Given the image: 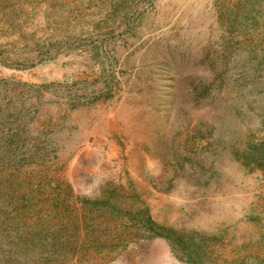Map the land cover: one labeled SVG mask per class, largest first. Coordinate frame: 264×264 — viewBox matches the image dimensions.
<instances>
[{"label": "rangeland", "instance_id": "374dc122", "mask_svg": "<svg viewBox=\"0 0 264 264\" xmlns=\"http://www.w3.org/2000/svg\"><path fill=\"white\" fill-rule=\"evenodd\" d=\"M0 264H264V0H0Z\"/></svg>", "mask_w": 264, "mask_h": 264}, {"label": "trees", "instance_id": "16d2710c", "mask_svg": "<svg viewBox=\"0 0 264 264\" xmlns=\"http://www.w3.org/2000/svg\"><path fill=\"white\" fill-rule=\"evenodd\" d=\"M161 237H165V236H161ZM166 239H167V237H166ZM169 241V240H168ZM172 242L170 241V244H171Z\"/></svg>", "mask_w": 264, "mask_h": 264}]
</instances>
